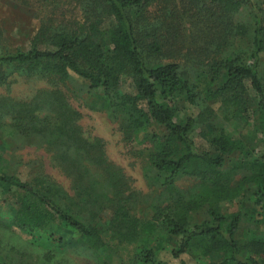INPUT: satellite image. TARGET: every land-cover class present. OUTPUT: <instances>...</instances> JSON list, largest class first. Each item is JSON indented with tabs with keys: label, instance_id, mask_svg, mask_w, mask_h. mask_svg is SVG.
<instances>
[{
	"label": "trees",
	"instance_id": "obj_1",
	"mask_svg": "<svg viewBox=\"0 0 264 264\" xmlns=\"http://www.w3.org/2000/svg\"><path fill=\"white\" fill-rule=\"evenodd\" d=\"M74 2L82 6V24L57 33L42 27L29 50L0 54V87H7L14 73L51 79L58 84L72 76L81 79L88 93L101 96L108 119L120 125L125 140L137 142V135L142 133L138 142L145 146L140 158L145 159L155 180L162 183L160 188L166 189L167 204L156 208L146 222L132 217L125 179L107 164L101 141L90 140L82 133L78 125L80 114L65 95L53 89L29 105L0 98V129L5 127L4 118L10 117V128L29 145H46L53 152L51 161L70 180V191L61 189L43 171L34 173L27 181L0 171V206L7 208L10 215L7 223L1 224L19 232L49 233L48 239L57 246L66 243L56 237L55 231L61 228L84 241L94 253L108 248L107 233L118 246L156 235V245L163 236L178 239L172 251L175 259L191 252L199 256L222 252V260L209 264H264V154L249 162L248 158L255 154V141L245 144L221 136L212 139L215 156L195 148L191 139L195 120L187 118L182 124L177 121L179 102L195 105L197 98L195 87L177 62L179 53L175 47L180 28L189 23L192 42H205L203 47L195 48V62L202 65V57L208 58L217 33L224 36L232 31L238 10L249 5L255 12L257 2L190 0L193 8L189 15L187 10L177 9L174 0ZM213 6L219 7V11ZM253 21L247 62L237 56L206 62L210 85L218 84L214 90L207 89L204 98L230 103L251 118L244 97L245 84L249 83L258 102V110L251 113L260 116L264 129V85L259 71L260 55L264 53L262 14L254 13ZM107 22L108 28L101 32ZM235 28L242 30L238 25ZM101 34L108 39L106 45L98 40ZM38 42H46L55 50H38ZM163 58L170 61L164 63ZM41 110L48 115L41 118ZM150 129L153 131L149 132ZM235 150L239 158L233 168L244 172V176L236 188L229 189L226 184L231 174L224 163ZM182 177L194 178L198 185L207 186L205 192L185 200L172 188ZM250 183L256 187L252 191L255 207L238 209L229 215L216 212L214 204L218 200L235 198L244 184ZM199 201L212 203L208 219L189 226L185 215ZM105 209L110 211V219L101 215ZM244 225L249 235L242 244ZM131 262L157 264L155 247L140 249Z\"/></svg>",
	"mask_w": 264,
	"mask_h": 264
},
{
	"label": "rangeland",
	"instance_id": "obj_2",
	"mask_svg": "<svg viewBox=\"0 0 264 264\" xmlns=\"http://www.w3.org/2000/svg\"><path fill=\"white\" fill-rule=\"evenodd\" d=\"M174 1L177 9L181 11L185 9L188 11L186 15L190 14V9L193 8L189 4L190 0ZM255 1L257 2L255 12L249 5H245L244 8L238 10V14L234 17L232 31L224 36L217 33L215 37L217 41L211 42L208 58L202 57V65L195 62L197 61L195 48L203 47L205 42L203 39L192 42L189 23H185L183 28H180L181 35L175 45L177 53H179L177 62L182 66L190 84L195 87L197 98L195 105L179 102L177 121L182 124L187 118H193L195 125L191 139L194 146L199 152H208L212 156L216 154V148L212 144L214 138L228 137L231 141H242L245 144L255 141V148H253L255 154L248 158L249 162L264 154V129L259 122L260 116L251 113L258 110L257 99L250 84L246 83L244 97L251 118L236 111V107L230 103L207 100L204 98L206 90L209 88L214 90L218 82L210 85L208 68L205 65L211 59L219 61L234 56L241 58L243 62L248 61L254 13L262 14L264 19V0ZM213 9L219 11L220 8L213 6ZM191 11L195 13V10ZM84 20L82 6L76 4L74 0H0V54L29 50L42 27H49L51 33H57L61 32L63 28L70 29L76 23L82 24ZM109 24V22L104 23L101 32L105 31ZM237 25L242 27L241 31L236 30L235 26ZM77 34L81 35V33ZM98 38L100 44L108 43L105 34H101ZM36 47L41 51L55 50L54 46L46 42H38ZM162 60L164 63L170 61L166 58ZM202 68L205 74H202ZM259 71L264 85V53L260 55ZM8 82L7 87H0V98L16 104L29 105L35 98L38 99L40 95L53 89L60 90L65 95L70 106L80 114L78 125L82 133L90 140L101 141L107 164H110L113 170L119 171L125 179L131 195L132 217L146 222L153 217L156 208L166 207V189L160 188L162 183L155 180V175L149 172L145 159L140 158V153L145 146L138 142L142 133L137 135V142L125 140L119 131L120 125L108 119L107 113L103 109L105 104L101 101V96L88 93L85 82L72 76L65 83L58 84L51 79L21 77L18 73H14ZM199 98L201 99L199 100ZM39 115L44 118L48 112L41 110ZM3 123H5V127L0 129V171L22 181L29 180L30 176L38 171H43L61 189L70 191V180L51 161L53 152L46 145L34 142L29 145L24 141L16 131L10 128L12 123L10 117L4 118ZM151 131L153 130L150 129L149 132ZM45 142L47 143L46 140ZM245 148L248 149V147ZM238 158V150L225 158L224 168L231 174L226 184L229 189L236 188L244 176V172L233 168L237 166ZM91 170L95 169L91 168ZM206 187L198 185V181L194 178L182 177L174 183L172 188L178 195L188 200L196 195H201L202 192H205ZM255 188L253 183L244 184L243 189L239 190L238 196L235 198L218 200L214 204L216 212L229 215L238 209L245 211V209L255 207L252 196V191ZM247 189L248 191H246ZM1 203L2 195L0 193V205ZM211 206L210 202L199 201L196 208L185 215L188 225L200 224L208 219V210ZM256 209L258 210V208ZM101 215L110 219L111 213L105 209ZM9 219L8 209L0 206V264H131L140 249L145 247H155L157 264H209L222 260V252H213L207 256H199L197 253L191 252L175 259L172 256V251L176 248L178 239L170 236H163L157 245L154 244L156 235H151L137 243L118 246L107 233L105 241L108 248L104 252L99 250L94 253L87 249L84 241L72 233L57 228L56 237H60L66 242L63 246H57L56 242H51L48 239L49 233L19 232L1 224L2 222L7 223ZM245 225L241 230L240 241L242 244L248 240L247 236L249 235V230Z\"/></svg>",
	"mask_w": 264,
	"mask_h": 264
}]
</instances>
